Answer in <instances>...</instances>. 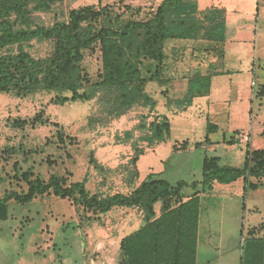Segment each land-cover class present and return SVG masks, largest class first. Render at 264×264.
I'll return each mask as SVG.
<instances>
[{
	"label": "trees",
	"instance_id": "1",
	"mask_svg": "<svg viewBox=\"0 0 264 264\" xmlns=\"http://www.w3.org/2000/svg\"><path fill=\"white\" fill-rule=\"evenodd\" d=\"M57 1L63 0H0V93L28 98L47 92L52 94L51 103L57 105L92 102L90 130L107 126L135 108H156L157 101L146 87L152 81L163 82L167 41L204 39L219 44L227 40L226 9L200 10L196 0H163L149 7L145 16L144 8L127 0H120L118 9L100 2L73 8L67 19L50 25L39 23L37 15L49 12ZM33 41L51 42L53 48L46 56L35 57L27 49ZM193 95L192 90L184 98L168 99V104L185 108L192 104ZM255 97L264 98V84L257 87ZM51 122V117L39 111L28 119H14L11 126L25 129L28 124L36 127ZM55 125L59 140L56 148L61 149L67 137L63 126L59 122ZM217 129L216 124L208 123L206 143ZM136 132L140 133L138 137ZM171 133L170 119L163 114L149 122L148 115H141L133 129L117 134L118 142L133 143L135 154L128 165L132 174L136 175V163L144 152L140 143L154 146L170 139ZM70 142L77 143V138L70 137ZM35 150L23 142L7 144L0 150V158L8 162L15 155L22 156L13 163L11 180L26 183L21 190L11 188L0 193V220L10 219L11 201L27 204L47 194L70 200L86 225L115 208L138 207L143 211L144 223L121 241L118 264H197L199 193L211 191L215 182L231 183L241 177L248 189L264 184V149L248 147L241 166L222 164L219 156H206L202 191L188 200H184L182 191L189 183L173 184L155 174L132 192L115 194L92 192L87 187V177L71 181V176L54 171L46 178L36 172L35 163L30 161ZM90 155L89 162L95 170H107L95 151ZM46 160L51 162L49 157ZM25 163L29 164L26 168ZM5 180L0 177V181ZM159 202L160 215L156 210Z\"/></svg>",
	"mask_w": 264,
	"mask_h": 264
},
{
	"label": "crops",
	"instance_id": "2",
	"mask_svg": "<svg viewBox=\"0 0 264 264\" xmlns=\"http://www.w3.org/2000/svg\"><path fill=\"white\" fill-rule=\"evenodd\" d=\"M152 1L157 6L163 0ZM196 1L200 10L212 7L226 9L227 40L219 44L204 39H172L166 42V60L161 76L163 82L152 81L146 87L157 101L156 108L152 111L143 107L135 108L114 119L109 125L94 129L95 136H98L95 156L107 170H96L100 181L95 190H92L89 185L91 179L87 177V187L92 192L130 193L151 174H155L173 184L179 181L189 183L182 191L184 200H188L196 192L202 191L203 162L206 156H219L222 164L241 166L248 147L264 149V98L255 97L256 85L264 84V37L260 40L259 36L264 28L259 21L261 15L262 18L264 16L262 0ZM253 81L257 83L255 87L252 86ZM192 90L193 102L189 106L184 108L175 103L168 104V99L184 98ZM133 113L139 115L135 118L132 117ZM163 114L170 119L171 138L154 146L141 142L140 147L144 148V152L139 156L137 173L134 175L128 168L135 154L133 143H120L116 136L133 129L140 122L141 115H148L149 122ZM209 122L216 124L218 129L210 134V143H206ZM243 134L249 135L248 141H240ZM139 135L136 132L135 136ZM60 157L63 159L62 155ZM34 160L30 161L34 163ZM82 180L71 178V181ZM193 183L197 185L193 186ZM246 185L245 179L241 177L231 183L215 182L211 191L199 193L201 213L197 264L200 260L204 204L213 199L216 200L213 202L215 207L212 203L210 205L213 217L221 203L220 208L224 214L227 213L229 219L235 222L222 217L219 225L222 236L218 242L225 245V223L229 226L232 222L241 236L235 246V250L239 251L236 252L238 264H245L248 260L249 264L252 261L255 264L254 260L264 264V226L260 227L264 224V184L258 189H248ZM45 198H52L56 202L66 200L47 194L32 202L44 201ZM161 206V202L156 204L158 215L161 214ZM233 211L237 213L233 214ZM143 217V211L138 207H118L83 227L76 218L71 220L69 217L66 220L65 216H58L55 220L44 222L43 229L45 227L51 237L46 241L48 250H44L41 259L35 260L29 255L31 249H42L36 242L26 254H17L19 258L16 257L13 264H118L121 241L143 225ZM206 222L209 225V220ZM70 224L77 229L75 235L80 244L77 258H72L69 244L64 241L61 246L58 241L61 229ZM1 229L3 227L0 226V232ZM212 234L210 231L206 243L210 242ZM62 238L65 239L64 236ZM113 244L117 245L114 250ZM65 245L68 246L66 251ZM97 251L101 256L92 255ZM5 255L0 254V259L3 260ZM223 257L227 259L229 254L224 253Z\"/></svg>",
	"mask_w": 264,
	"mask_h": 264
},
{
	"label": "rangeland",
	"instance_id": "3",
	"mask_svg": "<svg viewBox=\"0 0 264 264\" xmlns=\"http://www.w3.org/2000/svg\"><path fill=\"white\" fill-rule=\"evenodd\" d=\"M100 2L107 5H113L116 9L122 5L120 0L57 1L53 4V7L49 12L39 13L37 15V21L39 23L50 25L57 20L67 19L69 11L73 8L87 4L99 5ZM261 2L262 5H264V0ZM126 3L144 8L145 14L143 16L146 15L147 9L154 5L152 0H127ZM259 21L260 25L264 27V16L262 18L261 15ZM259 36L260 40L264 37V28L259 32ZM52 48V43L47 41H33L31 46L27 47L35 57L46 56ZM96 69L95 66V70ZM258 86L259 85L257 84L256 89ZM51 98L52 94L47 92L38 93V95L26 99H21L10 94L0 95V148L6 144L14 145L15 143L18 144L20 142H23L28 149L32 148L33 151L37 148V151L35 150L36 152L33 153L36 172H39L40 174L42 173L46 178L49 177L53 171H58L62 174L71 176V178L73 177L77 179H84L86 176L91 179L89 185L92 190H95L99 183L98 181H100L98 178L100 175L96 174V170L92 167L93 165L90 164L89 158L91 156L90 152L95 150L98 136H95L96 134L94 130L88 128V118L92 113L94 105L92 102L80 101L70 102L65 105H57L51 103ZM39 111H43L45 117H51L52 122L43 125L39 124L36 127L28 124L25 129L14 128L11 126V121L14 119H28L33 117ZM137 115L139 114L133 113L132 117L136 118ZM55 122H59V124L63 126L65 137H67L66 144L61 149L56 148V144L59 140L56 135L58 126L55 125ZM70 137L77 138V143H71ZM59 154L60 156H63V159L60 156L58 157ZM20 157L22 156L15 155L9 162L0 158V177H5L6 179L5 181H0L1 194H4L6 190L11 188L17 190L26 188V183H17L16 180H11L13 176V163ZM46 157H49V161L51 162L48 163ZM52 157H55V159L57 158L58 162ZM28 165V163H25L24 167L26 168ZM121 167L122 169L126 168L124 166H120V168ZM111 193L112 191H105L102 194ZM58 201L59 202H56L52 198H45L44 201L39 200L27 204H19L15 201L9 203L10 214L13 216L10 217V220L7 222H0V226L3 227L0 232V254H6L4 256V259H6H0V264H13L16 260L17 254H26L29 248L36 245V242L39 246H42V249H31L29 255L35 260L41 259V256L45 253L44 250L46 252L48 250L45 246L46 241H49L51 237V234L47 232V229H45V227L43 229L44 222H47L48 220H55L58 216L61 218L65 216L66 220H68L69 217L71 220L76 218L80 221L82 226L83 224L86 225L87 222L82 220L80 215H78L76 207L70 200L66 199ZM213 202H216V200H209L206 205L204 204L202 220L204 233L202 232L200 238L199 264H238L239 261L236 252L239 253V251L235 250V246L241 239L239 231L237 233V229H234L232 224V222H235L230 220L228 214H224V211L220 208L221 203L218 204L219 209L213 217L212 208L210 207L211 203L215 207V203ZM62 207H64V209H62ZM69 213L71 216H69ZM232 213L236 214L237 212L234 213L233 211ZM222 217L225 220L232 221L229 226L225 223L224 237L227 241L225 245L218 242L219 237L222 236V229L219 227ZM207 220L210 222L209 225L206 222ZM82 226L81 228L83 229L84 226ZM76 230L77 229L73 224L66 226V228L61 229L62 234H59L60 240H58L61 246L64 241L70 245V254L72 258H77L80 251L79 240L75 235ZM63 231L66 233L63 234ZM210 231L211 233L213 232V237L209 243H206L205 240L208 239ZM63 236L65 237L64 240L62 238ZM65 246L64 250L66 251L68 246ZM223 246L229 247V249H224ZM116 247V244L112 245L113 250ZM224 253L229 254V258L226 259L227 256L224 258ZM92 255L97 257L101 256L99 251Z\"/></svg>",
	"mask_w": 264,
	"mask_h": 264
},
{
	"label": "built area",
	"instance_id": "4",
	"mask_svg": "<svg viewBox=\"0 0 264 264\" xmlns=\"http://www.w3.org/2000/svg\"><path fill=\"white\" fill-rule=\"evenodd\" d=\"M255 85H256V82L253 81L252 86L254 87ZM248 139H249V135L248 134H243V135L240 136V141L241 142L248 141Z\"/></svg>",
	"mask_w": 264,
	"mask_h": 264
}]
</instances>
